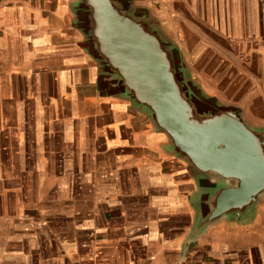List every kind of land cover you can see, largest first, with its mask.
Returning a JSON list of instances; mask_svg holds the SVG:
<instances>
[{"label": "crops", "instance_id": "0c3cea01", "mask_svg": "<svg viewBox=\"0 0 264 264\" xmlns=\"http://www.w3.org/2000/svg\"><path fill=\"white\" fill-rule=\"evenodd\" d=\"M86 1L0 0V264H264V188L218 213L237 179L123 91ZM149 1L177 112L264 134V0Z\"/></svg>", "mask_w": 264, "mask_h": 264}, {"label": "water", "instance_id": "95a60500", "mask_svg": "<svg viewBox=\"0 0 264 264\" xmlns=\"http://www.w3.org/2000/svg\"><path fill=\"white\" fill-rule=\"evenodd\" d=\"M86 5L90 10L88 30L92 33L94 43L98 45L99 58L107 66L108 72L120 78V87L123 91L127 92L133 101L145 104L153 113L155 112V115L158 113L162 116L161 119L164 120V115H167L165 117L171 120L168 127L159 123L160 119L155 116L157 123L173 136L176 144L187 152L199 167L219 172L227 178L237 179L238 188L226 191L218 213H233L241 204L249 203L254 191L264 188V135L249 130L241 123L237 124L238 126L224 124L227 116L222 112L228 111L210 112L211 114L208 115L210 120L207 121V126L203 130L183 123L180 120L183 116L181 112L189 116L193 111L186 109L187 102H180L181 107L178 110L180 112L174 108L177 88L173 80L176 76L168 45L154 34V30L151 32L149 28L147 29L140 18L137 19L140 23L139 27L137 26L139 35H137L139 38L137 42L140 43L134 44L130 31L134 23L131 24L130 14L122 16L126 23L122 24V32H117L113 26H110L109 20L104 19V17L108 18L109 10H106L103 0H87ZM148 34L154 37L152 41H148ZM148 43H153L150 49ZM162 64H170L172 67L163 70ZM134 71L139 74L136 88L131 87V84L136 81L132 80ZM147 79L153 85L151 89L147 87ZM164 112L167 113L164 114ZM217 116L222 117L223 120L215 124L212 118ZM186 131L206 134L208 143L206 142L203 151L196 149L192 138L181 134ZM227 132L237 133L234 141L224 137ZM214 135L218 137V140L211 143ZM252 136L259 140L255 145L247 139ZM202 140L201 145L205 142L203 136Z\"/></svg>", "mask_w": 264, "mask_h": 264}, {"label": "rangeland", "instance_id": "374dc122", "mask_svg": "<svg viewBox=\"0 0 264 264\" xmlns=\"http://www.w3.org/2000/svg\"><path fill=\"white\" fill-rule=\"evenodd\" d=\"M139 1H142V0H103V3L105 5L106 10H109L108 11L109 12L108 18L104 17V19L109 20L110 26H113L115 31L122 32L121 31L123 28L122 24L126 23L123 21L122 16H125L126 14H130L131 19H132L131 24L134 23L132 25V27L130 28L131 34L133 36L132 39L134 40V42L132 41V43H134V44L140 43V42H137V41H139V38H137L138 27H139L138 25L140 24L137 19H139V18L142 19L143 23L146 24L147 29L149 28L151 30V32H152V30H154V32H155L154 34L155 35L157 34L158 38L160 39V35L158 34L157 30H155V28H154V22H150L151 18H152V16H151L152 12H154L155 9L159 8L160 6L155 2H150L149 0H144L145 5H141V7L139 9V7H138ZM138 13H142L147 17L145 19H143L142 17H139ZM133 20H136V21H133ZM147 37H148L147 38L148 41H152L154 39V37L151 34H148ZM148 45H149V49H150L151 45L153 46V43H148ZM157 66L159 67L160 65H157ZM162 66L164 68L163 70H168V68L172 67V65H170V64H167V65L162 64ZM192 71L198 72L199 70H197V68H192ZM132 75L134 76V78H132V80H136V81H134V84H131V87L136 88V86H137L136 82H137V79L139 77V74L137 71L136 72L134 71V73ZM152 78L154 79L153 76H152ZM147 82H148L147 83L148 89H151L153 87L152 83H150L148 81V79H147ZM148 110H150V112H153V111H151L150 108H148ZM165 113H167V112H164V114ZM216 113L218 114V112H216ZM222 113L227 116L226 119H224V120H226L224 124L229 125V126H233V125H237V124L240 125V123H241L242 125H244L246 128L249 129V127L244 124V120L242 119V116H240L241 112H226V113L222 112ZM154 114H155V112H154ZM168 114H170V113L168 112ZM181 114L183 115L182 116L183 118L181 117L180 120L183 121V123H187L196 129L200 128L199 130H203L207 126V121L210 120L208 115L211 113L201 111V112H190L189 116L184 115L182 112H181ZM155 116H158V118L160 119L159 123H162L164 127H166V125H167V127L169 126L171 120H170V118L165 117L167 115H164V117H163L164 120L161 119L162 116H159L158 113ZM168 116H170V115H168ZM214 119H216V120H214ZM222 120L223 119L220 116L212 118V122L214 121L213 123H215V124H217L219 121L221 122ZM228 130H229V128H228ZM181 134L185 137L192 138L194 140L193 142H194L196 149H198L200 151H203L204 150L203 148L206 147V142L208 143V141H207L208 138H207L206 134H203L200 132L199 133H191L189 131H186V132L181 133ZM262 135H264V134H262ZM202 136L204 137L205 142L201 145V141H203ZM235 136H237V133L235 134L233 132H227L224 137L229 141H234ZM217 138L218 137L216 135L212 136L211 143H214V141L218 140ZM247 139L249 141H252L254 145L257 144V141H259L258 138L255 136L248 137ZM199 145H200V147H199Z\"/></svg>", "mask_w": 264, "mask_h": 264}]
</instances>
